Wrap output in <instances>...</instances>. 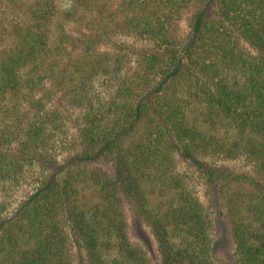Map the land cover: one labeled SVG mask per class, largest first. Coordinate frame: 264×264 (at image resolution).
<instances>
[{
  "label": "trees",
  "instance_id": "1",
  "mask_svg": "<svg viewBox=\"0 0 264 264\" xmlns=\"http://www.w3.org/2000/svg\"><path fill=\"white\" fill-rule=\"evenodd\" d=\"M70 1L0 0V193L39 169L0 203V264H75V248L86 264H218L177 155L222 198L238 264H264V0ZM3 5L23 20L9 28ZM127 205L159 259L132 241Z\"/></svg>",
  "mask_w": 264,
  "mask_h": 264
},
{
  "label": "rangeland",
  "instance_id": "2",
  "mask_svg": "<svg viewBox=\"0 0 264 264\" xmlns=\"http://www.w3.org/2000/svg\"><path fill=\"white\" fill-rule=\"evenodd\" d=\"M71 5L70 0H57V6L60 12L64 9H68ZM3 14L2 18L4 23L10 28L13 21L23 20L21 16L16 15L8 6H2ZM185 15L181 22V33L185 34L187 31V18ZM68 30L72 34L81 36L78 32V25H69ZM11 39L8 34H5L2 40H0V52L5 46L11 44ZM141 44V43H140ZM77 113L75 114V116ZM72 127V126H71ZM71 132L75 133V129L72 127ZM210 162H216L219 165H224L227 168L235 171H249L253 172L252 161L243 156L241 158H225V156L208 157ZM102 166L107 169H111V166L106 162L101 163ZM177 169L185 174L190 182V186L195 194L200 198L203 205L210 211L213 216V257L218 264H238L236 255V245L232 235V227L225 215L223 206V200L217 194V191L212 188L205 180V178L197 171L195 166L188 160L183 159L180 155H177ZM39 175L38 167H32L27 169V175L23 179L22 183L16 187H13L5 193H0V203L3 202L7 205L8 210L5 213L11 212L14 206L29 192L32 191L36 185L37 176ZM11 204V205H10ZM127 218L128 229L131 239L136 244L143 247L152 257L153 260H157L160 257L157 242L152 234L151 227L137 214L134 207L127 205ZM75 264H86L85 254L74 249Z\"/></svg>",
  "mask_w": 264,
  "mask_h": 264
}]
</instances>
